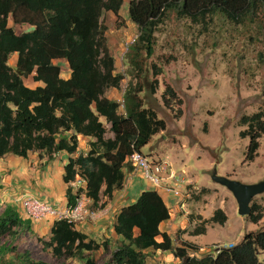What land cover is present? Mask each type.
I'll return each instance as SVG.
<instances>
[{
  "label": "trees",
  "instance_id": "obj_1",
  "mask_svg": "<svg viewBox=\"0 0 264 264\" xmlns=\"http://www.w3.org/2000/svg\"><path fill=\"white\" fill-rule=\"evenodd\" d=\"M124 2L0 0V160L7 155L26 160L37 153L40 160L53 161L55 154L67 153L70 157L62 177L67 186V207H74L84 193L94 206L104 209L107 203L99 205L102 197L112 200L115 192L123 190L126 172L134 169L129 157L135 151L143 153L153 137L166 130L165 121L145 107L139 96L141 86L130 84L123 104L107 97L110 89H121L124 77L116 73L102 17L105 12L119 16ZM128 14L140 31L129 48L128 60L134 70L140 71L141 60L153 56L155 34L168 15L199 24L223 18L248 26L264 16V0H130ZM10 19L31 29L17 34ZM15 54L13 68L9 61ZM58 60L68 63V79L62 78L60 65L54 63ZM31 76L42 85L28 87L24 80ZM163 99L171 108L178 96L167 87ZM178 102L181 104V100ZM242 123L248 129L241 137L250 138L247 160L254 161L264 135V100L261 110L244 117ZM108 133L113 137L107 138ZM79 136L91 139L90 150L74 158ZM77 176L87 181L84 191L69 187ZM263 214L254 204L248 219L257 224ZM170 219L171 209L155 190L144 191L134 204L122 208L113 226L122 244L113 252L112 264H147L148 251L170 252L182 264H264V230L246 234L241 242L216 255L197 257L192 255L199 250L196 244L181 241L182 246L177 247L162 231V224ZM227 220L224 211L218 209L190 235H205L208 225H225ZM30 228L31 219H23L12 206L0 215L1 239L16 238L20 231ZM50 235L49 241H39L45 250L52 251L58 263L86 259L85 264H96L87 254L110 246L108 241L101 244L89 239L67 220L54 221ZM0 251V264H47L36 261L31 251L18 253L12 245ZM7 253L13 257L4 258Z\"/></svg>",
  "mask_w": 264,
  "mask_h": 264
},
{
  "label": "rangeland",
  "instance_id": "obj_2",
  "mask_svg": "<svg viewBox=\"0 0 264 264\" xmlns=\"http://www.w3.org/2000/svg\"><path fill=\"white\" fill-rule=\"evenodd\" d=\"M129 2L125 0L119 16L105 12L102 17L116 73L124 77L121 89H110L107 97L123 104L127 87L130 84L141 86L143 91L139 96L145 107L154 110L166 123V130L154 136L142 152L150 159L167 163L175 175L185 179L180 184L185 193V209L181 213L178 206L171 207V221L180 231L172 233L175 246L180 247L181 241L187 240L198 245L199 250L192 255H216V247L229 249L246 234L264 230V216L257 224L241 216L234 195L212 179L216 169L219 176L244 184L264 181V135L259 140L260 148L254 161L247 160L250 138L241 137L248 129L242 119L258 113L264 100V16L246 26L223 18L207 19L199 24L170 14L155 34L153 56L141 60L139 71L134 70L128 60L129 48L140 35L129 18ZM9 24L17 34L31 29L28 25H15L12 19ZM16 62L17 54L11 56L9 64L15 68ZM54 63L60 65L62 78L68 79L71 74L68 63L63 60ZM24 82L30 88L42 85L35 83L33 76ZM167 87L174 89L181 104L177 99L171 108L165 105L163 94ZM121 112H124L123 107ZM112 136L107 134V138ZM7 157L0 160V215L7 206H12L23 219L30 220L22 200L25 194L37 196L43 191L38 182L44 177L45 165L49 162H40L34 167L31 159ZM60 169L61 165L57 164L52 180L63 188ZM16 173H24L28 178ZM103 203H107L104 197L99 205ZM254 204L264 213V194L255 197L251 206ZM89 209L102 210L93 202ZM218 209L228 217L225 225L210 224L205 235H190L196 225L210 220ZM99 216L98 219H103L101 214ZM191 219L195 222L191 223ZM51 221L48 219V223ZM106 223L103 232L97 233L100 237L96 234V238L101 244L108 241L110 246L107 250L103 247L87 254L96 264H112L113 252L122 244L121 239L107 238L114 224L112 219ZM50 237V224L46 219L31 220L30 230L20 231L16 238H0V250L12 245L18 253L31 251L36 261L47 264L86 263V259L58 263L52 251L45 250L39 241H49ZM163 254L157 258L147 252V264H182L170 252ZM12 257V253L4 256L6 259Z\"/></svg>",
  "mask_w": 264,
  "mask_h": 264
},
{
  "label": "crops",
  "instance_id": "obj_3",
  "mask_svg": "<svg viewBox=\"0 0 264 264\" xmlns=\"http://www.w3.org/2000/svg\"><path fill=\"white\" fill-rule=\"evenodd\" d=\"M78 139H79V149H78L77 154L72 156L74 158L78 157L80 154L86 155L88 151L90 150L89 143L91 139L85 138L82 136H79ZM69 157L70 156L65 152L58 153L54 155V160L50 162L47 159L40 161L37 153L30 154L29 158L26 160L31 159L32 162H34V167H37V165L40 162L45 163L47 161L49 163L45 165L46 168L42 175L44 177H42V180L38 182L39 187H41L43 191L42 192L40 191V193L36 194L37 196L29 194V193L25 194L23 199L27 197H34L50 205L57 206L60 209L66 208L67 207V199H66L67 186L64 184V185H61L63 186V188H59L58 185L53 184L52 179L54 177L53 169L55 168V166L57 167V164L61 165V169H60L61 172H59V170L58 172H59V176H61V178L63 177L64 167L68 163ZM5 158H9V157L5 156L4 159ZM22 160H25V159H22ZM134 173H135L134 171L126 172V180H125L124 188L123 190L119 192H115L113 195V199L110 201H107V205L105 209L103 210L104 214L101 213L103 219H97V220L87 219L83 223L77 225V230L86 234L89 237V239H93L97 241L98 243H100V241H98V239L96 238V234L99 232V230L101 231V233L103 232V229L105 228V226H107L106 222H108L109 219H112L113 224H114V218L116 219L118 213L121 211L122 208L128 205L134 204L144 191L153 190L147 185V183L141 178L140 175L138 174L135 175ZM16 174L17 176H22V178H25V179L28 178L27 175L24 173H16ZM156 192L163 198V200L165 201V203L167 204L169 208H171L172 205H174L175 200H173V198L170 195L164 192H161V191H156ZM46 221H47V224H50V227H51L52 221L50 223H48V219H46ZM111 224H112V221H111ZM161 229L162 231L167 232L172 238H173L172 233H174L175 235L179 230V229H176V226L172 223L171 219L164 222L161 226ZM97 236L100 237L99 234H97ZM111 237L115 238L118 241L121 239L115 235L113 227L111 228L107 238H111ZM149 252H152V254H155L154 257H157V258L161 257V255L163 254V252L161 251H148V253ZM170 255H173V254L170 253Z\"/></svg>",
  "mask_w": 264,
  "mask_h": 264
},
{
  "label": "built area",
  "instance_id": "obj_4",
  "mask_svg": "<svg viewBox=\"0 0 264 264\" xmlns=\"http://www.w3.org/2000/svg\"><path fill=\"white\" fill-rule=\"evenodd\" d=\"M128 160L134 168L133 171L140 175L151 189L170 195L173 200H175L174 205H176H172V208L178 206L181 212L184 211L185 193L181 190L180 184H183L185 179L175 175L173 171L170 170V166L167 163L150 159L143 153L135 151ZM69 187L76 192L80 190L84 191L87 188V181L77 176L76 179L69 184ZM91 203L92 201L82 193L74 207L60 209L32 197L23 199L22 207L26 210L31 220H40L43 218L50 219L53 222L56 220H67L69 223H73L77 226L87 219L97 220L99 214H104V209L100 212L90 210L89 204ZM216 248V253H219L223 249L221 246Z\"/></svg>",
  "mask_w": 264,
  "mask_h": 264
},
{
  "label": "water",
  "instance_id": "obj_5",
  "mask_svg": "<svg viewBox=\"0 0 264 264\" xmlns=\"http://www.w3.org/2000/svg\"><path fill=\"white\" fill-rule=\"evenodd\" d=\"M212 179L215 183L226 187L234 195L238 204V212L243 217L250 216L253 199L264 194V181L256 184H244L219 176L216 169L212 173Z\"/></svg>",
  "mask_w": 264,
  "mask_h": 264
}]
</instances>
